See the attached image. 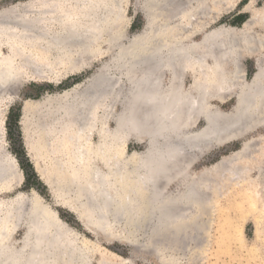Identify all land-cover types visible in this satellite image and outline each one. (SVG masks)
Segmentation results:
<instances>
[{
    "label": "bare ground",
    "instance_id": "obj_1",
    "mask_svg": "<svg viewBox=\"0 0 264 264\" xmlns=\"http://www.w3.org/2000/svg\"><path fill=\"white\" fill-rule=\"evenodd\" d=\"M127 2L49 0L40 13L42 21H30L26 16L16 15L13 10L1 13L0 38L11 42L13 58H0V96L9 89L7 87L17 84L16 62L25 60L28 55L24 47L21 49L15 45L16 41H41L45 45V52H42L46 57L54 55L59 63L67 59L72 64L97 48L103 39H107L111 49L117 47L111 64L89 82L69 108L71 122L68 127L72 130L70 142L75 162L90 164L91 168L86 183L80 189L78 187V195L83 200L82 204L86 202L95 226L107 230L125 222L122 226L129 235L135 238L143 234L145 247L156 245L162 257L169 258L164 259L166 264H180L183 256H188V264H192L193 249L198 242L194 245L192 238L195 224L192 213L198 198L192 183L175 196H170L167 189L178 180H190L191 168L197 158L192 151L203 154L210 148L238 141L252 129L264 126V74H257L252 84L244 88L240 86L243 91L237 109L231 118H222L218 111L210 107L209 100L220 98L223 93L229 94L239 82L235 75H229L225 65L231 54L240 53L241 44L225 48L224 31L203 33L208 25L206 20L213 13L212 8L221 10L224 0H144L145 17L149 24L147 33L133 38L127 45H119L122 33L118 22L124 17ZM167 7H171L168 9L171 11H167ZM164 12L170 16L168 20L181 22L179 28L182 30L193 20L204 21L194 28L195 34L203 35L202 42L184 45V37L177 38V33L173 35L176 26L169 27L168 21L162 24L155 21ZM49 26L55 31H51ZM216 45H222V49H218V54L214 56L212 53L213 49H217ZM209 58H213V66L207 64ZM28 61L31 62L30 59ZM35 66L39 67V64ZM74 66L69 70H73ZM166 71L170 72L171 78L169 84L163 86ZM184 71L192 72L195 77V85L190 91H184L181 86ZM120 77L126 80V88L121 84ZM121 95L124 106L122 112L116 115L111 109ZM105 105L110 108L108 113L104 111ZM137 105L140 111L134 110ZM96 107L104 111L103 118H98L94 112ZM29 110L31 107L26 108L27 115ZM199 117L205 121V127L198 132L187 131ZM113 121L115 129L110 128ZM94 122L101 126L99 134L95 131ZM2 126L0 119V193L11 190V187L13 189L18 183L17 162L3 151ZM91 135L98 136L103 145L99 159L106 165L107 174L90 161L88 147ZM131 138H145L146 152L125 160L113 155L116 145L124 146ZM262 164L264 160L245 162L235 165L232 171L251 175L257 170L263 172ZM20 198L9 214L0 215V264H63L60 262L63 259H66V264H86L84 252L65 238L68 232L56 214L37 200L29 206L25 222L27 237L21 247L15 248L10 236L26 213ZM182 235L188 241L184 250L179 248L184 240Z\"/></svg>",
    "mask_w": 264,
    "mask_h": 264
},
{
    "label": "rangeland",
    "instance_id": "obj_2",
    "mask_svg": "<svg viewBox=\"0 0 264 264\" xmlns=\"http://www.w3.org/2000/svg\"><path fill=\"white\" fill-rule=\"evenodd\" d=\"M46 2L49 0H0V14L13 10L16 15L26 16L30 21H42L40 13ZM223 5L221 10L212 8L213 13L206 20L208 25L203 34L224 31L226 35L224 34L223 41L227 44L225 48H235L241 44V47L238 46L242 48L239 49L241 54H231L225 65L229 75H235L239 82L236 86L233 85L230 93L226 92L229 94L221 95L225 100L222 97V100L218 97L209 100L213 110L229 115L238 107V99L243 91L240 86L244 88L253 83L257 74H264V0H224ZM144 6V0H128L124 7V17L118 22L122 33L118 40L119 45H127L133 38L147 33L149 24ZM168 9L171 7H167V11H171ZM164 13H161L162 16L159 14L160 19L155 21L158 20L157 23L161 24L168 21L166 23L169 27L176 26L173 35L176 36L177 33V38L184 37V45L191 46L202 42L203 35L195 34L194 28L204 21L193 20L197 22L191 21L182 30L179 28L181 22L168 20V12ZM49 28L55 31L52 27ZM106 40L103 39L97 48L89 51V55H84L80 60L76 59L75 62H78L75 64L67 59L59 63L54 55L46 57L42 52H45V45L41 41H16L15 45L21 49L24 47V52H28V55L25 54V60L16 62L17 84L7 87L9 89L6 88L0 96V119L3 125V151L6 156H13L19 162V169L16 167L19 184L16 183L13 189L11 187V190L0 193V215L9 214L18 197H22L20 199L26 213L10 236L11 244L15 248L21 247L27 237L28 227L25 222L30 212L29 206L37 200L56 214L58 221L68 232L65 238L70 239L84 252L86 264H166L164 259L167 257H162L156 245L145 247L143 234L134 238L125 231L122 226L125 222L107 230L95 226L86 202L82 204L83 200L78 195V187L80 189L86 183L91 168L90 164L75 162L74 148L70 142L72 130L68 127L71 122L68 112L89 82L114 59L117 47L111 49ZM9 43L11 42L5 38H0L1 59L4 56L13 58V48ZM221 46L216 45L217 49H213L214 56L218 54V49H222ZM213 61V58H209L207 64L213 66ZM34 63L39 64V67ZM45 64L49 65L45 66L47 70ZM72 65H75L73 70H69ZM50 67L52 68L49 69ZM183 77L185 78L181 81L184 86L182 82L181 86L184 91H190L196 82L194 74L184 71ZM170 78V72H164L163 86L169 84ZM120 82L126 88L127 82L123 77H120ZM118 98L114 101V110L111 109L116 115L122 112L124 106L123 96L121 95L120 100ZM107 105L104 106L105 113L110 111ZM27 107H31L27 112L29 115L26 114ZM104 111L94 108L98 118L104 117ZM93 125H96L95 131L99 134L100 124L94 122ZM204 127L205 121L199 117L187 131L198 132ZM110 128L115 129L114 121L110 123ZM102 146L99 137L91 135L88 147L90 161L107 174L106 165L99 159ZM146 150L145 138H131L124 146L116 145L113 155L120 156L122 160L132 159ZM192 152L197 158L191 168L190 180H178L167 189L170 196H175L192 183L197 195L198 201L192 213L195 223L192 238L194 245L198 242L193 249L192 264H263L264 164L261 166L263 172L257 170L251 175L243 171L234 173L232 169L245 162L264 160L261 159L264 153V126L252 129L238 141L210 148L203 154ZM238 153L240 155L237 156ZM182 241L179 248L184 250L188 241L187 238ZM187 257L183 256L180 264H188ZM60 262L66 264V259Z\"/></svg>",
    "mask_w": 264,
    "mask_h": 264
},
{
    "label": "water",
    "instance_id": "obj_3",
    "mask_svg": "<svg viewBox=\"0 0 264 264\" xmlns=\"http://www.w3.org/2000/svg\"><path fill=\"white\" fill-rule=\"evenodd\" d=\"M140 109H141V108H139L138 105H137V107H134V110H135V111H140ZM134 110H133V111H134ZM219 114L222 116V118H226V119L231 118V117L233 116V113H232V114H229V115H225V114L219 112ZM226 119H225V120H226ZM221 121H222V120H221ZM214 122H217V119L214 118ZM214 122H213V123H214ZM3 150H4V147H3ZM15 160H16V162H17V165H18L17 167H18V169H19V162H18L17 158H15ZM144 160H145V159H144Z\"/></svg>",
    "mask_w": 264,
    "mask_h": 264
}]
</instances>
